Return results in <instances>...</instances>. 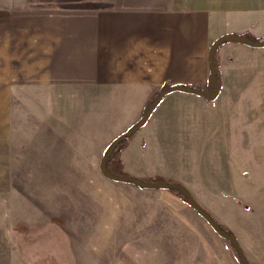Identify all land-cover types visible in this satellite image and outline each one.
Segmentation results:
<instances>
[{"label": "crops", "instance_id": "crops-1", "mask_svg": "<svg viewBox=\"0 0 264 264\" xmlns=\"http://www.w3.org/2000/svg\"><path fill=\"white\" fill-rule=\"evenodd\" d=\"M96 1L0 14V152L10 161L21 147L14 140L17 102L36 112L27 99L40 97L41 115L25 127L29 137L34 125L44 130V177L102 175L108 144L162 88L205 85L218 37H264V0ZM217 52L218 95L166 93L119 158L130 174L181 182L218 221L228 205L250 232L259 204L241 211L235 196L264 193V45L227 41ZM114 181L139 196L135 202L116 190L115 201L107 193L106 223L127 225L140 258L175 256L171 241L181 234L196 245L185 250L195 264H236L224 239L171 189Z\"/></svg>", "mask_w": 264, "mask_h": 264}, {"label": "rangeland", "instance_id": "rangeland-1", "mask_svg": "<svg viewBox=\"0 0 264 264\" xmlns=\"http://www.w3.org/2000/svg\"><path fill=\"white\" fill-rule=\"evenodd\" d=\"M96 2V0H0V14L8 10L44 4L85 6ZM217 54L218 52L216 57ZM27 101L37 109L36 112L24 108V103L20 107V102H17L14 112L17 126L14 140L21 147L13 152V160L10 161L7 153L0 152V264H143V262L149 264L152 259L154 263L151 264H195L193 261L195 258H185V250L188 251L191 245L194 246V242L184 235L180 234L175 241H171L172 249L174 248L172 253H175V256L140 258L139 254L142 251L135 237L132 236V239L126 235L127 225L112 226L111 223H106L112 212L106 206L107 193L110 198L112 191L117 201L115 191L125 190L129 198L136 202L139 195L133 189L117 188L115 181L103 174H98L95 178L44 177V130L34 125V130H30L33 135L29 137L25 127L26 121L36 122L37 117L41 115V99L29 97ZM137 136L136 130L125 140L121 150L109 160L111 168L118 169L121 165L122 171L128 173L122 166L119 153L131 142H136ZM28 140L30 145L25 151L23 144ZM128 169L135 168L128 164ZM130 175L136 176L132 173ZM174 182L181 184L178 181ZM92 184L97 187L93 193L89 191ZM172 191L182 198L178 191ZM236 196V203L239 205L236 208L241 211H255L252 206L259 204L256 224L252 225L250 232L247 227L243 231L240 224L242 220L234 216L233 212V217L229 216L228 205L219 210V214L222 215L219 221L228 222L230 228L226 227L233 232L248 264H264V193ZM194 199L198 202L197 197ZM92 220L93 224H90ZM246 220L253 224L255 216L246 215ZM209 226L212 227L210 224ZM220 238L224 239L226 248L232 250L236 264H240L229 238L223 236ZM149 259L151 260L147 262Z\"/></svg>", "mask_w": 264, "mask_h": 264}, {"label": "trees", "instance_id": "trees-1", "mask_svg": "<svg viewBox=\"0 0 264 264\" xmlns=\"http://www.w3.org/2000/svg\"><path fill=\"white\" fill-rule=\"evenodd\" d=\"M262 40H264V37L254 36L250 32L231 33L218 37L210 46L209 74L205 85L201 86L196 84H176L162 88L160 92L156 96H154V98L150 101L142 116L137 121H135L125 132L121 133L108 144L107 149L105 150L101 160V170L103 174L112 180L129 182L140 187H165L171 190H176L180 193L183 200H185L192 207H194V209H196V211L215 229V231L220 236L226 238H228L230 235L234 236L233 232L228 227L222 225L218 220H216V218L211 214V212H209V210H207L204 206L200 205L182 184L157 176L141 178L134 175H130L122 171L121 165H119L118 169L111 168L109 166V160L114 155H116L119 150H121L125 140L145 123L154 107L158 104V102L166 93L172 90L179 89L201 95L209 100L214 99L218 95L222 85V79L216 53L218 47L222 43L227 41H237L249 45H264V43H262ZM183 188L188 191V196L182 191ZM190 200H193L195 203L191 204ZM231 244L238 257L240 264H248L244 252L240 247L237 239H235L234 243L231 242Z\"/></svg>", "mask_w": 264, "mask_h": 264}, {"label": "water", "instance_id": "water-1", "mask_svg": "<svg viewBox=\"0 0 264 264\" xmlns=\"http://www.w3.org/2000/svg\"><path fill=\"white\" fill-rule=\"evenodd\" d=\"M228 37H230V36H228ZM262 43H264V40H262ZM182 191H183L187 196L189 195V193H188V191H187L186 189L183 188ZM190 203H191V204H194L195 202H194L193 200H190ZM228 238H229V240H230L232 243L235 242V237H234V236L230 235Z\"/></svg>", "mask_w": 264, "mask_h": 264}]
</instances>
